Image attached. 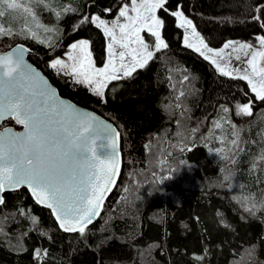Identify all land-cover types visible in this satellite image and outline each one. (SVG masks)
Listing matches in <instances>:
<instances>
[{
    "label": "trees",
    "instance_id": "trees-1",
    "mask_svg": "<svg viewBox=\"0 0 264 264\" xmlns=\"http://www.w3.org/2000/svg\"><path fill=\"white\" fill-rule=\"evenodd\" d=\"M127 1L53 0L58 7L74 11L62 12L59 20L52 11L41 12L40 17L58 29L62 50L75 41L87 40L95 64L103 66L107 38L102 29L81 23V18L99 15L112 19ZM258 2L168 0L165 7L174 10L179 3L204 42L220 48L227 41L264 36L260 22L252 19L259 14ZM159 13L168 47L157 51L145 68L130 77L111 81L103 101L49 67L53 46L24 39L0 41V52L18 43L29 46L31 62L62 97L112 121L121 133L123 154L119 183L101 217L83 236L59 230L50 211L38 206L26 189L6 193L0 206V264H264V211L253 216L238 202L252 193L259 199L264 190V162L255 170L251 168L254 157L264 149V102L254 101L253 117L236 115L235 102L249 99L244 95L246 82L220 75L209 60L184 46V31L177 27L175 17L163 10ZM185 76L188 79L181 83ZM181 91L185 95L178 101ZM221 105L233 109L228 115L231 122L237 119L240 129L234 164L210 155V148L214 151L227 143L202 139L221 115ZM177 121L186 129H198L185 141L191 144V151L171 146L178 139ZM4 125L13 123L9 120ZM224 128L227 132L217 129L215 135L228 134L232 139L229 125ZM161 159L166 160L163 171L158 164ZM169 168L175 172L170 173ZM125 187L130 189L128 193H124ZM20 209L25 215H20ZM30 216L37 218L36 224ZM36 249L42 253L39 260L34 255ZM250 249L254 255L249 260L245 253ZM204 250V259L198 261L196 257Z\"/></svg>",
    "mask_w": 264,
    "mask_h": 264
},
{
    "label": "snow or ice",
    "instance_id": "snow-or-ice-1",
    "mask_svg": "<svg viewBox=\"0 0 264 264\" xmlns=\"http://www.w3.org/2000/svg\"><path fill=\"white\" fill-rule=\"evenodd\" d=\"M167 3L168 0H130V3L120 6L118 15L110 23L99 15L82 17L81 23L95 25L109 39L107 63L97 68L89 51V41L80 40L71 45L67 59L53 58L49 67L57 75L71 77L74 84L83 85L103 101L108 83L130 77L138 67H145L156 51L168 47L161 35L164 21L157 15L158 10H163L175 17L177 27L191 28V36L185 32L183 37L185 47L192 48L209 60L220 75L246 82L247 91L244 95L249 96V99L244 103L235 102L234 111L239 116L253 117L254 101L264 102V50H261L264 49V37H258L259 49L249 43L226 42L223 49L231 47L233 52L243 51L246 65L243 69L233 68L229 71L202 50L223 59V49L216 51L208 47L192 20L185 16L182 6L177 3L176 8L170 10L165 7ZM37 6L54 12L57 20L62 12L74 11L58 7L53 0H0V40L22 38L34 40L46 47L53 46L51 40L42 38L40 33L55 34L58 29L46 27L40 22L35 11ZM262 7L264 0H259L256 5L259 14L252 19L260 22L264 28ZM105 11L110 12L111 9ZM17 20L21 21L18 28ZM145 31L154 38L151 50L149 43L141 36ZM193 37L200 46L192 42ZM29 51L24 44L18 43L10 51L0 53V121L10 118L24 129L22 133L8 128L0 132V206L5 203L2 195L5 190L26 187L37 204L50 210L59 230L83 236L88 225L100 215L107 194L119 177L120 156L116 144L119 133L112 125H101L95 116L59 99L48 87L47 81L25 63V53ZM235 59L239 61L242 57L237 54ZM187 79L185 76L181 83ZM184 95L181 91L176 99L179 101ZM176 107H181V104L178 103ZM232 110L221 105V115L212 121V128L202 139L209 141L215 138L221 145L227 143L226 147L216 148L215 153L222 160H230L234 164L240 135L228 115ZM176 123L178 129L175 136L178 139L171 146L181 152L191 151V144L185 141H190L198 129H186L180 121ZM225 124L231 129L232 139H229L228 134L215 135L217 129L227 132ZM186 132L188 135H185ZM98 140L101 141L99 146ZM209 151L213 150L210 148ZM229 153H232L231 158ZM167 155L170 156L171 152ZM260 162H264V149L254 157L251 168L255 170ZM165 163L164 159L158 160L162 171ZM168 171L172 173L175 169L169 168ZM152 175L155 177L157 174L153 172ZM167 178L171 179V175ZM224 179L228 180L229 176L225 175ZM123 191L128 193L130 189L125 187ZM238 202L245 212L255 216L264 211V190L259 199L252 193L238 198ZM19 212L25 215L23 209ZM30 218L33 224L37 223L35 216ZM2 233L3 229L0 228ZM41 254L40 249L34 251L37 260ZM47 254L45 250L43 255ZM205 255L206 250L196 259L202 261ZM245 255L250 260L254 253L250 249Z\"/></svg>",
    "mask_w": 264,
    "mask_h": 264
},
{
    "label": "rangeland",
    "instance_id": "rangeland-1",
    "mask_svg": "<svg viewBox=\"0 0 264 264\" xmlns=\"http://www.w3.org/2000/svg\"><path fill=\"white\" fill-rule=\"evenodd\" d=\"M124 3H130V1H127V2H124ZM123 3V4H124ZM35 11H36V14H37V16H38V18H39V20H40V22L44 25V26H46V27H50V28H55L54 26H52V25H50V24H48L44 19H42L41 17H40V13L41 12H48V10L47 9H45V8H43L42 6H37L36 8H35ZM159 11L160 10H158V12H157V15L161 18V16H160V13H159ZM46 14V13H45ZM44 14V15H45ZM118 15V14H117ZM116 15V16H117ZM116 16L114 17V18H116ZM50 18H55V17H52V16H50ZM114 18H112V19H109V20H107V19H104V20H106V21H108L109 23L111 22V20H113ZM103 19V18H102ZM122 19V18H121ZM162 19V18H161ZM21 23V21H19V20H17L16 21V24H17V28L19 27V24ZM183 29V28H182ZM183 31H184V35H185V32H187L190 36H191V28H188V29H183ZM197 31V30H196ZM146 31L145 32H142L141 33V36L145 39V42H147V43H149V45H150V50H151V46H152V44L154 43V41H151L148 37H147V35H146ZM59 31L58 32H56L55 34L54 33H44V32H41L40 33V35H41V37L43 38V37H48L50 40H51V43H52V45H53V47H54V51L52 52V54H53V58H60V59H67V56H68V53H69V51H70V49H71V45L73 44V43H77V42H79L80 40H78V41H75V42H73L72 44H70L68 47H66L65 48V50H62V46H61V42H59L58 41V36H59ZM161 35H162V38L164 39V37H163V34H162V29H161ZM200 35V34H199ZM201 37V36H200ZM258 37H264L263 35H261V36H258ZM258 37H256L255 39H252V40H231V41H227V42H230L231 44H239V43H249V44H252V46H253V48H255V49H259L260 48V45H259V42H258ZM19 39H22V38H16V39H8V40H10V42H12V41H15V40H19ZM7 40V41H8ZM81 40H84V39H81ZM1 41V40H0ZM164 41H165V39H164ZM192 42L193 43H195L197 46H200L199 45V41L195 38V37H193L192 38ZM108 43H109V39L107 38V45H108ZM206 43V42H205ZM183 44H184V41H183ZM207 44V43H206ZM1 45V44H0ZM208 45V44H207ZM134 47H135V45H134ZM202 47V46H201ZM208 47H210L209 45H208ZM210 48H212V47H210ZM59 49H61V50H59ZM213 50H216V51H220L221 49H223V46L222 47H220V48H212ZM117 51H120V49L119 48H117L116 49ZM161 50H163V49H161ZM202 50L203 51H205V54L206 55H209L210 56V58H212V59H216L217 60V63L218 64H220V66L221 67H226L227 68V70H229V71H231V69H233V68H240V69H243L244 67H246V65H245V63H244V59H245V57H244V53H243V51H241V52H239V53H236V52H233V50H232V48L231 47H229L228 49H223V59H220L219 57H215V56H212V54L211 53H208L205 49H203L202 48ZM261 50H264V49H261ZM58 51H61L60 53L58 52ZM89 51L91 52V48H89ZM157 52V51H156ZM155 52V53H156ZM73 54H76V53H73ZM231 54V55H230ZM237 54H239V55H241V57H242V59L241 60H239V61H237L236 59H235V55H237ZM91 55H92V52H91ZM52 58V59H53ZM92 59H93V56H92ZM93 61H94V59H93ZM107 61H108V52H107V59H106V63H107ZM229 61H230V63H229ZM117 64H119V60H118V58H117ZM150 62V61H149ZM148 62V63H149ZM105 63V64H106ZM147 63V64H148ZM94 64H95V62H94ZM95 66L97 67V68H99V67H103V66H97L96 64H95ZM147 66V65H146ZM145 66V67H146ZM145 67H143V68H145ZM138 69H141V68H137L136 70H138ZM134 73V72H133ZM132 73V74H133ZM123 79V78H122ZM109 84V83H108ZM108 86V85H107ZM106 89V88H105ZM105 89H104V91H105ZM232 124H235V125H237V119H233V121H232ZM237 127V129L239 130V135H240V129H239V126H236ZM240 139H241V136H240ZM219 143V142H218ZM220 144V143H219ZM226 147V146H225ZM210 155L211 156H216L217 154L215 153V150L214 151H210ZM222 155V154H221ZM219 157H220V155H218Z\"/></svg>",
    "mask_w": 264,
    "mask_h": 264
},
{
    "label": "water",
    "instance_id": "water-1",
    "mask_svg": "<svg viewBox=\"0 0 264 264\" xmlns=\"http://www.w3.org/2000/svg\"><path fill=\"white\" fill-rule=\"evenodd\" d=\"M19 44H24V43H19ZM24 45H25L27 48L30 49L29 46H27L26 44H24ZM14 46H15V45H14ZM14 46H13V47H14ZM13 47H11L10 49H8V50H6V51H1L0 53L10 51ZM32 53H33V52H32L31 49H30L29 52H26V53H25V63L28 64V65H29L32 69H34L36 72H38V73L44 78V80L47 81V85H48V87H49L52 91H54V92L56 93V95H57V97H58L59 99L64 100L66 103H71V104L75 105V106H76L80 111H82V112H87V113H90L91 115L95 116V117L97 118V122L100 123L101 125H103V124H110V125H112V126L116 129V131L119 133V136H118V138L116 139V144H117V151L119 152V156H120V174H119V177H118L117 180H116V185L112 188V190L110 191V193L107 194V198H106L105 201H104L103 209H102V211L100 212V215H99L98 217H96L90 225H88V228H89L91 225H93V224H94V223H95V222L101 217V215H102V213H103V210H104L105 203H106V201L108 200V198L111 196V194L113 193V191L115 190V188L117 187V185H118V183H119V180H120V177H121V175H122V170H123V154H122V147H121V133H120L119 129L117 128V126H116L112 121H110V120L104 118L103 116L99 115L98 113H96V112H94V111H92V110L86 109V108H84V107H82V106L76 104L75 102H73V101L70 100V99H67V98L62 97L61 94H60V92H59V89H58V88H57V87L51 82V80L45 75V73H44L41 69H39L35 64H33V63L31 62V60H30V55H32ZM9 120L12 121L13 125H4V124H5L7 121H9ZM5 128L11 129L12 131H14V132H16V133H22V132L24 131L22 125L16 123L15 120L10 119V118H9V119H4L3 121H0V132H2L3 129H5ZM100 143H101V141L98 140V141H97V145L99 146ZM21 189H26V190L29 192V190H28L26 187H20V188L17 189V190H5V191L3 192V194H2V195H3V198H4V201H5V197H4V196H5L6 193L17 192V191H19V190H21ZM29 193H30V192H29ZM30 195H31V193H30ZM31 196H32V195H31ZM32 198H33V196H32ZM33 200H34V202H35V199H34V198H33ZM35 203H36V202H35ZM36 204H37V203H36ZM37 205L40 206V207H42V208L48 209V208H46V207H43L42 205H39V204H37ZM48 210H49V209H48ZM49 211H50V210H49ZM54 219H55V218H54ZM64 233H65V232H64ZM68 234H74V233H68Z\"/></svg>",
    "mask_w": 264,
    "mask_h": 264
},
{
    "label": "bare ground",
    "instance_id": "bare-ground-1",
    "mask_svg": "<svg viewBox=\"0 0 264 264\" xmlns=\"http://www.w3.org/2000/svg\"><path fill=\"white\" fill-rule=\"evenodd\" d=\"M263 119V118H262ZM208 120V119H207ZM210 121V120H209ZM207 126V125H206ZM209 130V129H208Z\"/></svg>",
    "mask_w": 264,
    "mask_h": 264
}]
</instances>
